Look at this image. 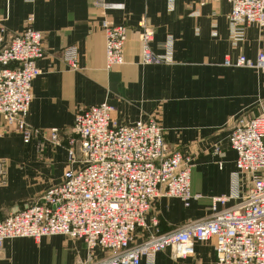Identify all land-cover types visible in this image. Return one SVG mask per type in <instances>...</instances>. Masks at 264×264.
<instances>
[{
	"label": "crops",
	"instance_id": "obj_1",
	"mask_svg": "<svg viewBox=\"0 0 264 264\" xmlns=\"http://www.w3.org/2000/svg\"><path fill=\"white\" fill-rule=\"evenodd\" d=\"M230 11V4L214 0H0L6 41L32 17L45 49L26 118L32 141L6 130L0 117V159L8 169L7 184L0 186V221L26 209L77 167L67 148L75 117L103 103L115 109L112 119L118 125L157 121L169 149L192 159L191 191L201 196L188 208L179 199L158 198L147 228L139 229L132 243L144 242L151 229L164 234L209 218L212 198L237 191L231 133L264 108V72L224 64L240 55L255 61L264 52V28L248 26L235 40ZM106 20L126 27L128 36L124 63L112 69L106 60ZM143 30L153 33L149 48L155 54L165 53L160 44L172 42L169 62L143 63ZM69 48L76 50V68L64 59ZM54 129L59 130L56 145L50 141ZM240 180L239 186L249 185ZM104 257L97 251L93 260ZM87 258L86 245L65 236L14 239L0 247V264H80ZM141 264H216V254L213 243L196 244L194 256L186 259L165 250Z\"/></svg>",
	"mask_w": 264,
	"mask_h": 264
},
{
	"label": "built area",
	"instance_id": "obj_2",
	"mask_svg": "<svg viewBox=\"0 0 264 264\" xmlns=\"http://www.w3.org/2000/svg\"><path fill=\"white\" fill-rule=\"evenodd\" d=\"M214 1L230 4L227 19L235 40L242 39L248 26L264 28V0ZM33 23L28 18L23 31L6 41L0 22V117L5 129L19 132L26 143L35 136L26 118L33 82L41 74L37 63L45 56L44 36ZM103 29L107 68L121 66L127 28L106 20ZM152 36L142 31L143 63L169 62L172 42L160 44L165 53L155 54L149 48ZM64 59L76 68V50L67 49ZM224 64L264 72V52H258L255 61L240 55L235 61L227 57ZM114 110L103 103L76 115L69 160L78 166L66 170L59 184L26 209L0 221V247L14 239L39 242L65 236L86 245L88 258L80 264H141L165 250L186 259L194 256L196 244L213 243L216 264H264V108L260 115L240 121L230 136L237 154V191L212 198L206 220L164 234L154 230L135 245L133 236L147 228L146 218L158 198L179 199L188 208L201 196L191 191L192 159L169 149L157 121L118 125L112 119ZM50 141L58 144L59 130L50 131ZM241 177L248 186H239ZM7 178V163L0 159V186L7 184ZM241 187L243 194H239ZM152 226H158L157 219L153 218ZM97 251L106 257L94 261Z\"/></svg>",
	"mask_w": 264,
	"mask_h": 264
},
{
	"label": "rangeland",
	"instance_id": "obj_3",
	"mask_svg": "<svg viewBox=\"0 0 264 264\" xmlns=\"http://www.w3.org/2000/svg\"><path fill=\"white\" fill-rule=\"evenodd\" d=\"M8 131H10V130H8ZM71 138V137H70ZM69 141H70V139L68 140V146H67V148H68V155H69V151H70V146H69ZM53 143V142H52ZM54 144V143H53ZM54 145H56V144H54ZM79 155V154H78ZM7 163V162H6ZM78 166V165H77ZM155 219H157V218H155ZM158 221V220H157ZM154 230L153 229H151V230H148V232H149V236L151 235V233L153 232ZM148 236V237H149ZM135 245V244H134Z\"/></svg>",
	"mask_w": 264,
	"mask_h": 264
}]
</instances>
